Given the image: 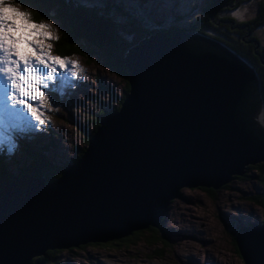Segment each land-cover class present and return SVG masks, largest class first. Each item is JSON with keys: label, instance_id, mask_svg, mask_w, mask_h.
Returning <instances> with one entry per match:
<instances>
[{"label": "water", "instance_id": "obj_1", "mask_svg": "<svg viewBox=\"0 0 264 264\" xmlns=\"http://www.w3.org/2000/svg\"><path fill=\"white\" fill-rule=\"evenodd\" d=\"M122 60L127 92L78 159L49 183L22 173L0 187V264L155 225L179 184L216 188L264 161L254 70L224 44L158 29ZM233 242L243 264H264V206L260 220L236 226Z\"/></svg>", "mask_w": 264, "mask_h": 264}, {"label": "rangeland", "instance_id": "obj_2", "mask_svg": "<svg viewBox=\"0 0 264 264\" xmlns=\"http://www.w3.org/2000/svg\"><path fill=\"white\" fill-rule=\"evenodd\" d=\"M79 1L99 12L106 8L108 16L116 23L129 17V13L136 15L138 23L148 29L186 26L198 16L202 6V0H143L138 7L134 6L138 0ZM17 3L25 5L16 1L12 6ZM20 10L26 8L21 7ZM38 22H52L54 27L50 31L56 35L59 28L57 20L51 17ZM256 32L264 38V28ZM49 44L51 41H44L45 49L51 56H57L52 48H48ZM85 48L84 53L64 56L69 61L78 62L82 73L72 77L71 64L63 70L58 69L69 74L68 82L62 88L57 82V89L45 90L54 102L51 109H41L49 122L39 129H17V148L12 154L3 144V127L0 126V151L3 162L11 169H16L17 164L21 165L26 158L19 150L23 145L42 147V155L48 165L62 167L72 163L73 153L86 144L83 135L90 131L95 115L102 110L115 111L113 107L118 105L123 81L100 63L94 53L95 47L86 45ZM90 50L94 52H87ZM259 114L264 121V111ZM242 173L233 175L224 185L209 191L199 186L179 184L175 194L168 198L160 220L155 225L137 228L135 234H130V242L121 244L105 239L52 246L56 263L243 264L233 249L230 230L239 224L260 220L263 207L254 200L262 192L260 184L247 176L254 172L244 169ZM57 176L43 181L49 183ZM153 231L155 236L150 233ZM38 256L39 253L30 255L28 261L32 263L29 264H33ZM40 264L50 263L40 260Z\"/></svg>", "mask_w": 264, "mask_h": 264}, {"label": "trees", "instance_id": "obj_3", "mask_svg": "<svg viewBox=\"0 0 264 264\" xmlns=\"http://www.w3.org/2000/svg\"><path fill=\"white\" fill-rule=\"evenodd\" d=\"M16 1L23 2L25 5H31L35 9L32 11V17L37 22L51 17L57 20L59 28L57 29L56 36L59 39L51 40L52 51L57 56L64 57L66 55L84 53L86 45L96 48V52L93 50L87 52H94L100 59V63L123 81L118 105L113 107L115 110L119 108L123 94L128 89L126 68L122 60L125 51L143 35H148L150 32L159 29L167 34L174 30L203 34L221 42L231 51L235 52L254 70L257 79L258 96L262 110L264 111V38L259 37L256 32L264 28V0H256L254 15L249 16L244 23H238L233 19L231 12L243 9L248 5L249 0H202L198 16L193 18L186 26L172 25L157 29H148L141 26L136 20V15L133 16L131 13L122 22L116 23L108 16L106 8L99 12L93 6H87L79 0ZM142 3L143 0H138V4L134 6L138 7ZM51 96L53 95L51 94ZM103 111L105 110L99 111L95 115L90 131H87L83 135L84 142H86L87 136L96 128L98 119ZM49 142L47 141L46 143ZM19 150H22L20 152L26 158L22 161L21 165L17 164L16 169H11L10 166H7L3 162V153L0 151V187L22 173L41 176L44 181L54 178L59 173L60 166L48 165L43 158L42 147L33 148L23 145ZM81 151L82 148L80 147L73 153L71 157L72 162L78 159ZM244 169H251L254 172L247 176L255 178L263 191L264 161L246 165ZM201 188L205 191L210 190L209 188ZM261 195L262 192L254 200L263 207ZM235 228L236 226L230 230L232 246L234 245L233 233ZM137 231V229L131 230L123 236L111 238V241L126 244L130 242V234H135ZM150 233L152 236H155L154 231ZM233 249L237 252L235 246H233ZM54 252L53 248H45L36 260L58 264L56 263ZM28 262L32 263L30 260Z\"/></svg>", "mask_w": 264, "mask_h": 264}, {"label": "snow or ice", "instance_id": "obj_4", "mask_svg": "<svg viewBox=\"0 0 264 264\" xmlns=\"http://www.w3.org/2000/svg\"><path fill=\"white\" fill-rule=\"evenodd\" d=\"M14 2L0 0V126L9 154L17 148V129H39L49 122L41 109H51L54 102L45 90L57 89V82L62 88L68 82L69 74L58 69L71 64L72 77L83 71L78 62L53 57L45 49L44 41L59 39L50 31L54 24L35 21L31 5L17 3L14 7ZM255 3L256 0H249L243 9L233 10V19L244 23L254 15Z\"/></svg>", "mask_w": 264, "mask_h": 264}, {"label": "bare ground", "instance_id": "obj_5", "mask_svg": "<svg viewBox=\"0 0 264 264\" xmlns=\"http://www.w3.org/2000/svg\"><path fill=\"white\" fill-rule=\"evenodd\" d=\"M260 113V110H259V112H258V114H257V120L260 122V123H262V124H264V121H263V118H262V115L261 114H259ZM243 174V173H242ZM239 176V175H238ZM228 180H230V179H228ZM227 180V181H228ZM226 181V182H227ZM226 182H224V183H226ZM222 185H224V184H222ZM216 189V188H215Z\"/></svg>", "mask_w": 264, "mask_h": 264}, {"label": "flooded vegetation", "instance_id": "obj_6", "mask_svg": "<svg viewBox=\"0 0 264 264\" xmlns=\"http://www.w3.org/2000/svg\"><path fill=\"white\" fill-rule=\"evenodd\" d=\"M263 111V110H262Z\"/></svg>", "mask_w": 264, "mask_h": 264}]
</instances>
